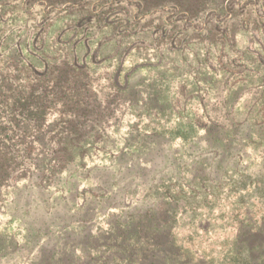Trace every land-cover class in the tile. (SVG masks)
<instances>
[{"label": "rangeland", "instance_id": "rangeland-1", "mask_svg": "<svg viewBox=\"0 0 264 264\" xmlns=\"http://www.w3.org/2000/svg\"><path fill=\"white\" fill-rule=\"evenodd\" d=\"M7 63L30 76L26 84L34 82L30 67L47 68V76L39 77L46 92L66 93L70 111L65 118L61 101H54L46 122L51 131L41 138L69 143L84 167L67 183L60 181L61 190L22 189L24 180L2 189L0 264H34L62 248L58 227L37 231L46 209L72 221L68 240L83 237L76 231L102 237L108 215L146 194L148 168L190 169L191 155L205 143L208 116L217 112L224 127L212 132L228 139L220 148L230 153L223 184L214 198L180 200L179 206L200 208L192 223L176 220V239L194 260L250 264L231 253L238 221L244 231L264 227V0H0V75L10 73ZM64 69L87 86L53 87ZM115 78L124 90L112 86ZM78 98L84 102L79 116ZM131 173L140 188L124 198L123 207L105 211L102 200L120 197L114 179L133 188ZM99 185L107 189L103 198ZM85 217L92 221L80 229L76 219ZM256 240L264 249V233Z\"/></svg>", "mask_w": 264, "mask_h": 264}, {"label": "trees", "instance_id": "trees-1", "mask_svg": "<svg viewBox=\"0 0 264 264\" xmlns=\"http://www.w3.org/2000/svg\"><path fill=\"white\" fill-rule=\"evenodd\" d=\"M209 15L219 18L215 11ZM175 20L182 18L176 17ZM5 67L10 73L0 75V193L3 188L18 185L21 180L25 182L22 189L29 187L38 193H48L52 187L61 190L64 187L59 184L60 181L65 184L67 179L76 176V168L84 167L83 159L75 158L71 154L72 146L66 141L46 143L41 137L51 131L50 126L46 124L47 117L58 100L61 101L59 107L62 115L70 111L67 107V95L62 92V96L57 97L56 94L49 95L46 92L41 85L44 81L39 77L47 76V68L39 71L35 66L30 67L34 82L26 84L25 81L29 80L30 76L23 75L17 63H7ZM80 70L82 66L78 65V72H81ZM68 71L64 69L58 74L53 87L61 86L64 91L62 85L65 84V87H75L76 91L87 86V83L84 84L79 78V74L71 75L70 79ZM127 78L125 89L129 87ZM52 81L55 82L54 79ZM112 86L124 90L117 78ZM83 103L80 98L74 103L77 116ZM222 117L224 115L221 112L215 113L214 118L208 116L210 122L209 129H206L205 143L198 153L191 155L192 164L188 171L176 170L174 164L169 172L164 165L148 168V179L143 182L146 194L141 200H137L134 206L129 205V208H122L117 214L108 215L107 228L100 234L102 237L93 235L90 230L86 233L76 231V235L83 234V237L70 241L67 226L72 221L54 217L56 210L50 213L46 209L45 219L40 221L37 231L41 235L46 224L52 229L58 227L63 235L62 248L53 251L46 258L41 255L35 259L34 264H212L199 258L194 260L189 254L191 250L183 241L176 239V220L188 217L192 223L195 211L200 208L191 203L179 206L180 200L185 198L188 202L190 199L194 201L214 198L215 190L222 187L223 174L228 167L225 158L230 153L220 148V144L228 139L220 132H212L224 127L219 124ZM64 123L67 121L63 120ZM74 123L77 130L82 127L80 120ZM64 130L67 131V127L62 128L60 133H64ZM78 145L79 143L76 144ZM99 170L106 169L99 167ZM184 172H189V176H185ZM63 173L66 179L61 178ZM133 176L136 180L133 188L120 186L117 179H114L117 188L115 193L120 197L102 200L105 211L111 207H123L121 204L124 198L140 188L137 183L139 177L136 174ZM106 190L99 185V197L103 198ZM66 192H69V189ZM43 201L47 202L48 199ZM45 206L47 207V204ZM211 208L208 207L210 211ZM23 210L26 212V209ZM48 215L51 217L48 218ZM76 220L79 221L80 229H85L92 221L87 217ZM242 225V221H238L235 246L231 255L237 259L245 257L250 264H264V249L256 240L264 233V227H251L244 231ZM41 248L43 249V246ZM255 250L258 252L255 253ZM234 263L236 264V261Z\"/></svg>", "mask_w": 264, "mask_h": 264}]
</instances>
